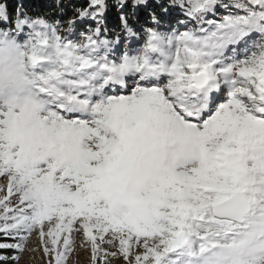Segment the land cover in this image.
Instances as JSON below:
<instances>
[{"label": "snow or ice", "instance_id": "6c2138e0", "mask_svg": "<svg viewBox=\"0 0 264 264\" xmlns=\"http://www.w3.org/2000/svg\"><path fill=\"white\" fill-rule=\"evenodd\" d=\"M107 7L78 10L77 41L0 2L22 58L0 93V261L36 234L47 264L77 236L91 264H264V0H171L186 28L153 12L139 48L122 12L119 55Z\"/></svg>", "mask_w": 264, "mask_h": 264}, {"label": "trees", "instance_id": "16d2710c", "mask_svg": "<svg viewBox=\"0 0 264 264\" xmlns=\"http://www.w3.org/2000/svg\"><path fill=\"white\" fill-rule=\"evenodd\" d=\"M8 5L10 13L15 14V10L19 5H23L26 9L27 14L32 17H44L50 23H54L57 27L65 22L67 19H72L80 23V27L77 28L78 32H84L89 28L95 27V21L91 19H79V9L87 8L90 0H0ZM120 0H106L108 5L105 12V23L108 28L107 37L109 39H115L116 35L119 34L123 40L126 36V30L124 29L120 16L121 13H127L128 15V26L132 27L137 35H142L148 27H153L151 22L150 14L155 12L161 20L162 30L172 29L177 27L180 30L186 28V25H180L178 20L185 19L182 13L178 9H171L169 13L162 12V8L168 7L171 0H148V6H141L133 14L132 4L133 0H126V7L121 9L119 7ZM222 3L231 4L232 0H222ZM218 11L223 13L225 10L218 6ZM213 18V17H209ZM9 25L4 24L0 21V28H8ZM76 37L77 33L75 34ZM0 237V240H3ZM0 254L11 257L14 253L10 250L0 249ZM0 264H5L4 261H0ZM7 264H17L9 260Z\"/></svg>", "mask_w": 264, "mask_h": 264}, {"label": "rangeland", "instance_id": "374dc122", "mask_svg": "<svg viewBox=\"0 0 264 264\" xmlns=\"http://www.w3.org/2000/svg\"><path fill=\"white\" fill-rule=\"evenodd\" d=\"M69 21H75L72 19H67L65 22H62L61 27H58L61 34L65 36H69V38L75 39L79 41L81 39V33L76 30L80 27V23L75 21V27L71 29V33L69 35V32L66 31L69 28ZM59 25V26H60ZM185 29V28H184ZM181 29V30H184ZM171 29H166L165 31H170ZM79 34L78 37H76ZM25 37L24 35H21L20 39L23 40ZM146 40V32L143 31L142 35H137L136 37L130 38V47L132 48H139L142 47L144 41ZM117 54L119 55L123 51V40L120 45L117 46ZM166 82V80L162 81ZM131 83V82H130ZM106 91H109V94H111V90L106 89ZM223 99V94H221L218 98V102H220ZM6 183L4 177H0V184ZM82 240L80 236L76 237V248L73 254L71 255L68 264H91V251L90 247L88 246H81ZM111 251H117V248H109ZM48 257L45 255L42 245L40 244L38 235L34 234L28 244H27V250L24 251L21 256L20 260L18 261V264H47ZM109 264H126V261L124 260L123 256L118 253L115 257L109 258Z\"/></svg>", "mask_w": 264, "mask_h": 264}, {"label": "clouds", "instance_id": "9594fccd", "mask_svg": "<svg viewBox=\"0 0 264 264\" xmlns=\"http://www.w3.org/2000/svg\"><path fill=\"white\" fill-rule=\"evenodd\" d=\"M21 60L12 38L0 32V93L7 91L15 83Z\"/></svg>", "mask_w": 264, "mask_h": 264}]
</instances>
